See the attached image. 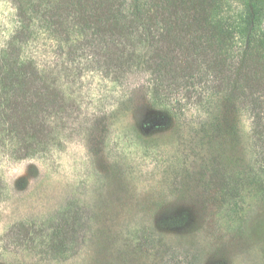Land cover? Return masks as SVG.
Wrapping results in <instances>:
<instances>
[{
  "label": "rangeland",
  "instance_id": "obj_1",
  "mask_svg": "<svg viewBox=\"0 0 264 264\" xmlns=\"http://www.w3.org/2000/svg\"><path fill=\"white\" fill-rule=\"evenodd\" d=\"M17 20L0 0V49ZM102 74L72 87L80 116L63 148L25 160L0 148V264H264V181L241 174L250 121L238 103L210 82L157 100L135 65ZM65 217L74 228L54 252Z\"/></svg>",
  "mask_w": 264,
  "mask_h": 264
},
{
  "label": "trees",
  "instance_id": "obj_2",
  "mask_svg": "<svg viewBox=\"0 0 264 264\" xmlns=\"http://www.w3.org/2000/svg\"><path fill=\"white\" fill-rule=\"evenodd\" d=\"M12 3L18 27L0 49V148L12 158L46 157L65 146L80 116L72 87L82 85L84 70L116 80L135 65L157 100L180 85L210 82L237 102L250 121L241 174L264 181V0ZM44 33L54 47L33 51ZM78 52L85 63L73 62ZM73 228L68 217L56 223L52 251L66 246Z\"/></svg>",
  "mask_w": 264,
  "mask_h": 264
}]
</instances>
